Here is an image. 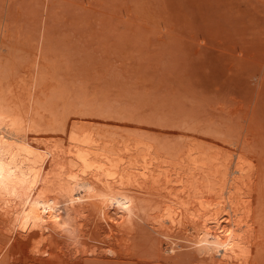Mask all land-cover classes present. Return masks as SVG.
Masks as SVG:
<instances>
[{"label":"rangeland","instance_id":"1","mask_svg":"<svg viewBox=\"0 0 264 264\" xmlns=\"http://www.w3.org/2000/svg\"><path fill=\"white\" fill-rule=\"evenodd\" d=\"M0 82L54 156L31 208L0 212V264H201L167 255L155 212L111 216L123 157L193 150L204 172L240 149L264 234V0H0Z\"/></svg>","mask_w":264,"mask_h":264},{"label":"bare ground","instance_id":"2","mask_svg":"<svg viewBox=\"0 0 264 264\" xmlns=\"http://www.w3.org/2000/svg\"><path fill=\"white\" fill-rule=\"evenodd\" d=\"M3 87L0 82V212L11 213L14 208H31L30 194L39 193L38 183L50 171L54 156L44 121L32 120L38 114L34 103L28 101L27 105L20 94L10 95ZM52 124L47 125L49 130L55 128ZM74 149L66 145L65 152ZM245 155L235 149L230 159L219 158L204 172L197 171L196 165L202 162L193 150L189 162L176 154L110 162L109 169L101 171L107 178L109 212L111 216L128 208L144 214L155 212L158 235L153 225L149 229L154 236H162L159 241L168 244L169 249L164 250L173 259L195 253L187 258L201 264L261 262L264 234L257 230L248 199L255 166ZM67 167L71 179L69 163Z\"/></svg>","mask_w":264,"mask_h":264}]
</instances>
